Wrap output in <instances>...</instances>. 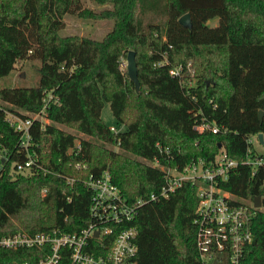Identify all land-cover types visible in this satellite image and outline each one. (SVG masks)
<instances>
[{
  "label": "trees",
  "instance_id": "16d2710c",
  "mask_svg": "<svg viewBox=\"0 0 264 264\" xmlns=\"http://www.w3.org/2000/svg\"><path fill=\"white\" fill-rule=\"evenodd\" d=\"M90 1L102 9L84 8L82 0H0V81L20 61L41 62L38 86H0V100L39 113L53 97L50 123L35 121L30 128V153L44 170L0 179V240L23 230H83L90 222L91 176L108 171L130 200L145 198L165 182L164 172L144 160L181 168L213 160L221 147L241 160L253 148L247 139L264 134V0ZM69 14L113 21V28L101 40L64 36ZM186 14L191 29L179 22ZM216 19L217 26L208 25ZM130 51L136 53L139 93L124 68ZM176 68L180 74L173 76ZM105 103L125 129L115 133L106 125ZM213 123L227 133L196 130ZM20 137L0 110V148L14 161L27 159L18 151ZM221 186L246 203L261 196L264 209L263 171L253 175L239 166ZM197 204L196 188L185 184L167 203L140 209L131 223L139 231L138 264H202ZM250 228L254 241L241 264H264V210H253ZM40 257L38 250L0 246V264ZM208 264H231L230 251H216Z\"/></svg>",
  "mask_w": 264,
  "mask_h": 264
},
{
  "label": "built area",
  "instance_id": "2783aa9c",
  "mask_svg": "<svg viewBox=\"0 0 264 264\" xmlns=\"http://www.w3.org/2000/svg\"><path fill=\"white\" fill-rule=\"evenodd\" d=\"M180 70L176 68L171 74L177 76ZM51 99L53 97L49 94L39 113L19 110L0 100V110L5 113V119L16 132L21 133L18 151L27 156L24 161H14L7 148H0V179L8 174L32 176L37 171L44 170L38 165V159L30 153V128L35 121H40L43 126L50 123L46 116ZM196 130H209L214 134L227 133L226 129L215 123L196 126ZM112 131L118 133L120 130L112 127ZM258 136L259 134L252 135L247 139V143L253 148H249L241 160L232 158L226 149L221 147L213 160H193L181 168L163 166L158 161H148V165L164 172L165 183L158 193L145 198L130 200L112 182L108 171L99 177L91 176L86 181V187L92 193L90 222L87 227L77 233L52 230L30 234L23 230L2 238L0 246L15 251L28 249L40 252L41 257L36 262L12 264H138L139 231L131 223L140 209L147 203H167L176 190L190 184L197 191L196 242L202 264L210 263L216 251L224 250L230 251L231 264H241L246 249L254 241V233L250 228L251 214L253 210L264 209L255 208L254 202H244V199L223 189L221 183L227 182L239 166L250 167L253 175L259 171L264 172V153L259 152L255 145L263 146L264 143L260 142ZM76 150L82 151L80 142L76 143ZM76 168H86V165L78 164ZM45 192L46 190L43 191Z\"/></svg>",
  "mask_w": 264,
  "mask_h": 264
},
{
  "label": "rangeland",
  "instance_id": "374dc122",
  "mask_svg": "<svg viewBox=\"0 0 264 264\" xmlns=\"http://www.w3.org/2000/svg\"><path fill=\"white\" fill-rule=\"evenodd\" d=\"M82 4L84 8H90L96 11L102 9L95 5L90 0H82ZM65 28L62 31V35H77V36H84L89 37L96 40H101L103 37L108 34L113 28V21H95L91 19H82L79 18L77 15H66L64 18ZM208 25L214 27L218 25V20H212L208 22ZM41 62L37 59H30L25 61H20L17 63L15 70L2 81H0V86L3 88H16V87H23V88H33L38 86L39 84V72L38 68L40 67ZM125 66V67H124ZM124 68L127 69V61L124 63ZM20 110V109H19ZM102 118L103 121L109 127L116 128L121 130V128L125 129L122 125H120L116 118L114 117L111 107L109 103H105L104 109L102 111ZM50 121V120H49ZM122 129V130H123ZM67 132H71L73 134H77L82 136L83 138L89 137L77 132L73 129H65ZM258 148V151L264 153V145L259 146L255 144ZM105 147L109 149H113L116 152L123 153L118 147H114L110 144H104ZM133 156V155H131ZM134 157V156H133ZM146 164L148 161L144 160Z\"/></svg>",
  "mask_w": 264,
  "mask_h": 264
},
{
  "label": "water",
  "instance_id": "95a60500",
  "mask_svg": "<svg viewBox=\"0 0 264 264\" xmlns=\"http://www.w3.org/2000/svg\"><path fill=\"white\" fill-rule=\"evenodd\" d=\"M179 22L185 28H188V29L192 28V19H191L190 14H186L183 17H181ZM127 71H128V75H129L130 80L132 82H134V84H135L136 92L139 93L140 92V82H139V78H138V67H137V62H136V53L134 51H130L128 54ZM263 116H264V112H260L259 113L260 120H262ZM258 138H259L261 143H264V134L263 133L259 134ZM254 207L258 208V209L263 207L261 196H258L255 198ZM96 236H98V233L96 234Z\"/></svg>",
  "mask_w": 264,
  "mask_h": 264
},
{
  "label": "crops",
  "instance_id": "0c3cea01",
  "mask_svg": "<svg viewBox=\"0 0 264 264\" xmlns=\"http://www.w3.org/2000/svg\"><path fill=\"white\" fill-rule=\"evenodd\" d=\"M123 128H121V130H122Z\"/></svg>",
  "mask_w": 264,
  "mask_h": 264
}]
</instances>
